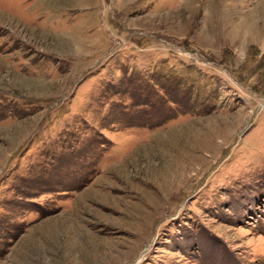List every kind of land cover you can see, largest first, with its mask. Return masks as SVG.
I'll return each mask as SVG.
<instances>
[{"label": "rangeland", "instance_id": "rangeland-1", "mask_svg": "<svg viewBox=\"0 0 264 264\" xmlns=\"http://www.w3.org/2000/svg\"><path fill=\"white\" fill-rule=\"evenodd\" d=\"M0 264H264V0H0Z\"/></svg>", "mask_w": 264, "mask_h": 264}]
</instances>
